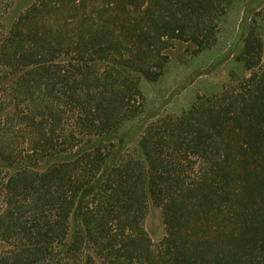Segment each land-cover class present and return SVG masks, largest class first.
Segmentation results:
<instances>
[{
  "label": "trees",
  "instance_id": "16d2710c",
  "mask_svg": "<svg viewBox=\"0 0 264 264\" xmlns=\"http://www.w3.org/2000/svg\"><path fill=\"white\" fill-rule=\"evenodd\" d=\"M231 2L34 0L0 27V174L13 167L0 175L12 248L0 264H264L256 27L235 57L249 74L231 70L219 94L150 121L137 148L112 143L144 111L141 79L162 75L175 40L209 47ZM150 204L159 244L143 226Z\"/></svg>",
  "mask_w": 264,
  "mask_h": 264
},
{
  "label": "rangeland",
  "instance_id": "374dc122",
  "mask_svg": "<svg viewBox=\"0 0 264 264\" xmlns=\"http://www.w3.org/2000/svg\"><path fill=\"white\" fill-rule=\"evenodd\" d=\"M32 1L34 0H0L1 29L6 32L17 13ZM257 2H260L259 6L253 8L252 0H232L217 37L209 47L195 52V46L189 42L175 40L170 45L167 49L168 61L162 75L157 80L141 79L145 95L144 111L123 124L120 130L127 131V134L122 139L112 140L115 147L124 143L129 150L137 148L140 134L150 121L169 114L179 115L190 108L199 97L219 94L228 82L231 70L239 74H249L235 57L242 45L240 31L247 24L256 27L264 41V0ZM262 61L264 62V48ZM1 163H4L2 159ZM12 169V166H5L0 175ZM73 222L71 231L74 229ZM143 226L152 241L159 244L165 234L164 215L160 206L150 204ZM0 249L12 248L0 241Z\"/></svg>",
  "mask_w": 264,
  "mask_h": 264
}]
</instances>
